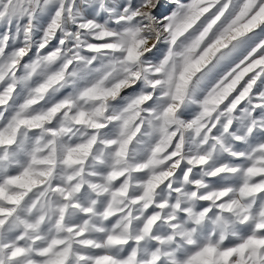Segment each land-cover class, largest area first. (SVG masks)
Returning <instances> with one entry per match:
<instances>
[{"label":"snow or ice","instance_id":"obj_1","mask_svg":"<svg viewBox=\"0 0 264 264\" xmlns=\"http://www.w3.org/2000/svg\"><path fill=\"white\" fill-rule=\"evenodd\" d=\"M0 264H264V0H0Z\"/></svg>","mask_w":264,"mask_h":264}]
</instances>
